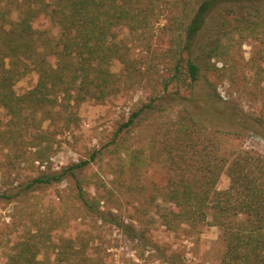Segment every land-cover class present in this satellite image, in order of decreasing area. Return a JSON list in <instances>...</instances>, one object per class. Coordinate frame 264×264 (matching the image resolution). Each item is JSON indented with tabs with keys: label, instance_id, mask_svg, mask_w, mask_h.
<instances>
[{
	"label": "trees",
	"instance_id": "obj_1",
	"mask_svg": "<svg viewBox=\"0 0 264 264\" xmlns=\"http://www.w3.org/2000/svg\"><path fill=\"white\" fill-rule=\"evenodd\" d=\"M123 27L140 35L165 30L176 64L170 81L177 89L170 94L169 82L162 94L145 101L121 125L112 145L118 149L123 132L132 133L147 117L177 106L175 116L152 122L157 125L152 159L166 170L167 180L146 192L140 184L142 150L123 147L129 172L123 193L137 204L133 221L126 222L121 208L111 205L114 192L121 193L111 186L115 180L110 208L98 183L91 193L93 184L83 174L91 159L41 171L0 197L12 201L67 181L66 205L90 217L91 228L72 227L69 211L63 216L51 211L46 224L39 221L28 237L14 241L6 264H114L112 244L95 242L96 234L121 228L136 245L154 246L145 228L135 224L146 220L176 233L216 225L225 244L217 264H264V153L225 150V138L233 132L208 126L189 107L203 68L230 53L235 34L261 40L264 50V0H0V153L6 149L15 161L33 154L44 164L53 127L77 124L83 102L121 92V75L111 64L132 62L119 34ZM25 77L28 86L18 91L15 86ZM182 83L190 96L182 93ZM223 174L229 185L219 189ZM169 261L182 264L175 254Z\"/></svg>",
	"mask_w": 264,
	"mask_h": 264
},
{
	"label": "rangeland",
	"instance_id": "obj_2",
	"mask_svg": "<svg viewBox=\"0 0 264 264\" xmlns=\"http://www.w3.org/2000/svg\"><path fill=\"white\" fill-rule=\"evenodd\" d=\"M119 34L132 61L126 66L120 60L111 64V69L121 75V92L105 101L83 102L78 108L81 118L77 124L66 129L53 127L48 145L50 157L44 164L33 160V154L15 161L14 155L8 156L6 149L0 153V194L24 184L45 169L58 170L73 162L91 159L83 172L93 184L89 187L91 193L96 191L94 183H98L99 194L108 196L107 208H110V182L115 180L111 186L119 188L121 193L114 192L111 205L119 206L126 222H131L137 204L131 202L128 193H123V180L129 176L125 165L126 146L142 150L140 184L146 192L153 191L154 182L160 185L166 182V170L152 159L155 148L151 139L157 131L156 123L152 122L155 118L163 121L175 116L177 106L147 117L132 133L123 132L118 149L112 141L135 110L151 96L163 93L165 84L170 82L167 90L176 94L177 83L170 81L176 65L168 51L170 37L165 30L156 31L154 35H140L131 33L126 27L121 28ZM243 34L233 36L232 49L223 60L213 59L207 63V68H203L201 77L194 84L195 104L191 103L189 107L208 126L233 132L225 138V150L252 148L264 153L261 135L264 132V50L261 40ZM29 78L17 82L16 89H25ZM182 93L190 96L185 83H182ZM228 185L229 178L223 174L218 188L224 189ZM68 186L70 184L63 181L12 201L0 197V264L7 263L14 241L28 237L39 221L46 224L51 211L56 216L69 211L72 227L91 228L90 217H86L81 209L66 205L70 197L63 188ZM59 197L61 202L57 203ZM135 224L145 228L147 239L154 246L150 243L136 245V241L121 228L105 227L100 237L95 233V242L103 243L104 247L112 244L108 251L114 252L109 256L115 258L114 264H171L169 260L174 254L182 264H217L225 248L221 230L213 224L190 233L173 232L158 221Z\"/></svg>",
	"mask_w": 264,
	"mask_h": 264
}]
</instances>
